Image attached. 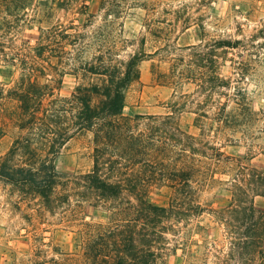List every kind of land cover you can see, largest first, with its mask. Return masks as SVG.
Masks as SVG:
<instances>
[{
	"label": "trees",
	"instance_id": "16d2710c",
	"mask_svg": "<svg viewBox=\"0 0 264 264\" xmlns=\"http://www.w3.org/2000/svg\"><path fill=\"white\" fill-rule=\"evenodd\" d=\"M114 8L120 7L102 0V10ZM95 17L89 15L81 26L52 27L34 47L17 45L9 35L10 22L0 20V62L21 70L0 107V127L17 130L0 156V182L21 201H37L49 212L73 213L86 204L106 213L105 222L82 225L84 260L77 264H160L178 249L188 264L211 259L264 264V207L257 204L264 199V168L250 163L253 156H227L206 137L185 132L174 117L184 103H173L172 114H125L126 91L140 80V64L158 56L169 64L168 72L153 67L152 73L176 87L194 85L200 118L228 133L230 142L239 134L250 147L257 146L255 140L264 136V108L252 106L249 76L264 63V41L258 40L264 39V29L242 39L166 45L149 54L140 48L122 59L121 46L130 41L117 34L118 16L96 26ZM226 63L225 77L220 71ZM67 74L82 83L62 95ZM82 133L93 137L92 169L60 173L57 157ZM222 174L229 179H216ZM217 182L230 193L221 209L202 204L199 197L203 187ZM154 185L173 190L167 206L148 202ZM205 215L208 224L200 220ZM212 228L222 230L221 239L205 237Z\"/></svg>",
	"mask_w": 264,
	"mask_h": 264
},
{
	"label": "rangeland",
	"instance_id": "374dc122",
	"mask_svg": "<svg viewBox=\"0 0 264 264\" xmlns=\"http://www.w3.org/2000/svg\"><path fill=\"white\" fill-rule=\"evenodd\" d=\"M112 1L120 8L107 12L101 9L102 0H0V20L10 22L12 29L8 33L17 45L24 43L34 47L43 32L52 27L72 23L81 26L89 15L96 16V26L105 19L118 16L114 19L117 21V34L130 41L121 46L119 58L122 59H127L140 48L149 54L166 45L183 48L206 41L242 39L257 29H264V0ZM3 30H7V26ZM258 40L264 41L263 38ZM261 54L264 56V51ZM227 65L220 71L225 77L230 71ZM153 67L168 72L169 64L160 61L158 56L140 64V80L126 91V115L172 114L173 103H184L185 109L176 112L174 117L185 132L206 137L227 156L252 155L250 163L264 168L263 135L255 140L257 146L253 148L249 142L239 139V134L230 136L234 142L228 141V133L219 131L209 119L200 118L195 113L198 96L194 95V85L176 87L162 82L152 73ZM20 77L18 67L0 62V90L3 91L0 107H4L7 91L15 86ZM249 77V97L253 108L259 111L264 108V63L257 65V71ZM78 83L82 81L74 75H65L62 95L69 94ZM207 110L210 113L213 111ZM0 114L4 115V110L0 109ZM16 133L15 128L0 127V156L10 149ZM92 139L90 133L75 136L56 159L58 171L62 174L90 171L93 166ZM216 179L226 181L229 176L216 175ZM224 188L222 182L203 187L199 192L200 201L214 209L226 207L230 193ZM172 195L170 187L154 185L149 188L146 198L154 206H167ZM257 204L264 207V199H257ZM64 213V210L49 212L37 201H21L17 192L0 182V264H77L76 261H83L85 237L82 225L86 222H105L106 213L86 204L73 213ZM200 220L203 224L210 223L208 215ZM205 237L221 239L222 230L212 228ZM176 254L169 255L160 264H188L182 259L180 249ZM90 264L106 263L95 260ZM208 264H214V260H209Z\"/></svg>",
	"mask_w": 264,
	"mask_h": 264
}]
</instances>
